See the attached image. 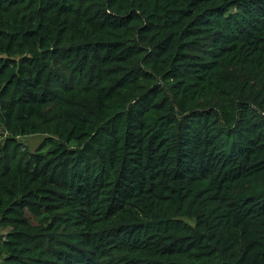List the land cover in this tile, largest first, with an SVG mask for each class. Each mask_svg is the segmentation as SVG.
I'll list each match as a JSON object with an SVG mask.
<instances>
[{
    "label": "trees",
    "instance_id": "16d2710c",
    "mask_svg": "<svg viewBox=\"0 0 264 264\" xmlns=\"http://www.w3.org/2000/svg\"><path fill=\"white\" fill-rule=\"evenodd\" d=\"M0 128V264H264V0H0Z\"/></svg>",
    "mask_w": 264,
    "mask_h": 264
},
{
    "label": "rangeland",
    "instance_id": "374dc122",
    "mask_svg": "<svg viewBox=\"0 0 264 264\" xmlns=\"http://www.w3.org/2000/svg\"><path fill=\"white\" fill-rule=\"evenodd\" d=\"M4 132L0 128V138H3ZM45 136L42 135H29L26 137H20V141L26 145V147L30 150L33 151L34 149L38 148L40 143L43 141ZM5 230L0 228V235L4 234Z\"/></svg>",
    "mask_w": 264,
    "mask_h": 264
}]
</instances>
